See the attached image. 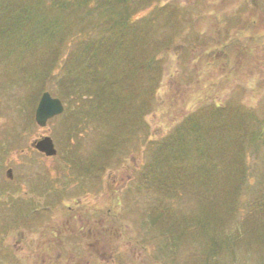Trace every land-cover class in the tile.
Returning a JSON list of instances; mask_svg holds the SVG:
<instances>
[{
  "label": "rangeland",
  "instance_id": "374dc122",
  "mask_svg": "<svg viewBox=\"0 0 264 264\" xmlns=\"http://www.w3.org/2000/svg\"><path fill=\"white\" fill-rule=\"evenodd\" d=\"M46 1L0 0V264L7 251L11 264H264V0L148 2L135 14L144 41L98 45L76 66L70 36L58 41L80 12ZM133 57L115 96L78 112L95 121L68 135L98 85L85 63ZM62 60L76 94L54 84ZM46 90L65 109L42 127ZM41 135L56 155L31 149ZM94 201L101 210L83 205ZM93 226L113 235L95 239Z\"/></svg>",
  "mask_w": 264,
  "mask_h": 264
},
{
  "label": "trees",
  "instance_id": "16d2710c",
  "mask_svg": "<svg viewBox=\"0 0 264 264\" xmlns=\"http://www.w3.org/2000/svg\"><path fill=\"white\" fill-rule=\"evenodd\" d=\"M135 1L136 0H93V2H91V0H57L58 2L57 12L66 10L65 9L66 6H70L71 9L77 10L80 12L78 17H74L76 19L74 25L76 26L72 27L65 34V37L61 36L58 41V43L61 44V47H64L66 38L70 36L71 45L73 46L72 51L75 50V52L68 54L67 58H69L70 56H73V64L76 66L80 62V60L84 61L86 59V57L88 56L92 48H96L98 45H102V46L106 45L108 48L107 49L108 53L111 50L121 52L122 50H124V47H125L124 45L127 43V40L125 39V37L129 35H132L131 43L137 44V41H144V36H143L144 34L143 32L141 33L140 31L142 30V27L139 28V25L135 18V14L138 12L136 7L138 6V8H142L143 5L148 4V2L153 3L154 0H137V3L134 4ZM45 4L47 6H50L53 4V1L48 0L45 2ZM28 5H29V8H31L32 3L28 2ZM110 7L111 9H109ZM79 33H81V35H78ZM108 33L113 34V37H114L113 40L110 35L109 36L106 35ZM137 34H142V35L136 36ZM75 35H78V36H75ZM161 44H163V46L161 47L160 51L163 50L164 52H166L167 47L165 46V48H163L165 45V42H162ZM144 55H141V56L143 57ZM160 55L161 57L164 56V54L158 53L154 61V63L157 64L159 68H161L160 60L158 59ZM137 57H133L130 59L129 58H120V59L117 58L114 63H106L108 67H105L103 65L106 71L102 70L101 63H103L102 61H105L103 58H96L94 62H91V59H90V61L86 62L85 64L90 66V68H92V72H93V73L91 72L92 80L96 79V81H98V85L97 87H89L85 85H84L85 87L83 86L87 97H85L81 101L88 102V105H85L87 107L81 110H77V108H75V110H72L69 115H71L73 112L74 113L75 112L78 113L82 111L87 112V109L90 106V102H94L98 100L100 97H103V94H104L103 90H108L107 94L111 93L115 96V93H117V87L122 85V81L117 80L116 78V72L121 73L127 67L131 66L135 62L134 59ZM141 59L139 58V60L137 61V63L140 61L139 67L143 66V63H141L143 59L142 60ZM57 62H58V59H57ZM122 62H124V65L120 67ZM61 64H62L61 65L62 67L60 66V70H59V72L62 71L61 78L58 79L57 82L54 81V84L56 86L62 85L63 86L62 88H65L66 90H70L72 91V93L76 94L74 90L79 85V81L77 79L78 81V85H77L76 83L77 81L74 82L72 78L67 77V71L63 69L64 68L63 60ZM114 102H115V99H110L107 105H111ZM99 105H100V102H99ZM233 107L235 110L238 109V106L233 105ZM238 114L240 115V113ZM88 117L91 118V120L88 119ZM243 118L244 117L241 115L240 117L241 122H243ZM92 121H95V120L91 117V115L87 116L86 114L78 113L77 118H75L73 122L68 123V127H66L67 134L68 135L74 134L76 130H77L76 133H78V131L83 132L80 128L81 126L80 125L77 126V124H81L85 122L87 124H92L93 123ZM89 128L91 129L93 127L88 126L86 130H88ZM103 135H107V134H104L103 132L101 133V136ZM102 142L106 144V147L104 148L105 150L102 151V157L105 158L104 160H102V164L106 166L107 161L109 160L108 159L109 143H107L104 140ZM125 148L126 146L122 148L118 147L115 152H119L120 154L121 152L124 151ZM228 235L230 239L233 240L234 242L237 240L232 235V233H229ZM214 255L215 257H218V253H212V252L207 251V254H206L207 258L209 256H214Z\"/></svg>",
  "mask_w": 264,
  "mask_h": 264
},
{
  "label": "water",
  "instance_id": "95a60500",
  "mask_svg": "<svg viewBox=\"0 0 264 264\" xmlns=\"http://www.w3.org/2000/svg\"><path fill=\"white\" fill-rule=\"evenodd\" d=\"M64 105L57 97H52L48 91L41 95L39 103L35 111V120L38 125L45 126L47 121L62 113ZM32 146L36 147L39 151L44 152L46 155H55L57 150L55 148L53 139L49 135H45L39 140L32 142ZM7 175L11 177V170L7 171Z\"/></svg>",
  "mask_w": 264,
  "mask_h": 264
},
{
  "label": "flooded vegetation",
  "instance_id": "af4514ba",
  "mask_svg": "<svg viewBox=\"0 0 264 264\" xmlns=\"http://www.w3.org/2000/svg\"><path fill=\"white\" fill-rule=\"evenodd\" d=\"M34 149V151L36 150L38 153H39V157H40V155L41 156H43V157H49V156H46L45 154H43V153H41V152H39L37 149H35L33 146H31V149ZM8 160V159H7ZM106 171H108V169H107V167L105 166V165H101V170L99 171L100 172V178H99V181H101V183H102V187H103V184H104V187H103V191H104V193L106 194V197H107V177H105V175H103V174H105V172ZM84 172H85V176H86V178H89V180H93L94 178V176H93V174H92V171L91 170H84ZM12 177L13 176H11L9 179H12ZM97 177H98V175H97ZM101 186V185H100ZM105 200V199H104ZM104 200H103V197L101 198V200L99 199V202L100 203H102V202H104ZM79 203V202H78ZM100 203H96L95 201L93 202V203H89V202H86L85 204H83V205H85L86 207H87V209L88 208H91V209H94V210H101V206L99 207V205H100ZM67 207H68V209L70 210V211H72L73 210V207L72 206H68V205H66ZM72 215V214H71ZM93 228H95V229H93ZM88 230L91 232V233H93V236L95 237V239L97 238H104L105 240H108L109 239V237L110 236H112L113 234H110V230L108 229V227H103L102 226V228L101 227H88ZM11 250V249H10ZM12 252V251H11ZM10 251L8 252H6L5 253V255H4V257H5V262H6V264H11V261H12V258H13V254L11 253Z\"/></svg>",
  "mask_w": 264,
  "mask_h": 264
}]
</instances>
